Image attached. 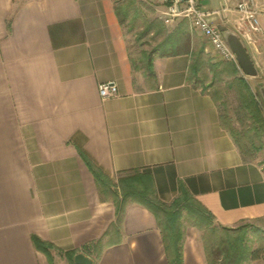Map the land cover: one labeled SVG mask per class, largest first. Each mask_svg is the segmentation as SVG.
<instances>
[{"label": "crops", "instance_id": "obj_1", "mask_svg": "<svg viewBox=\"0 0 264 264\" xmlns=\"http://www.w3.org/2000/svg\"><path fill=\"white\" fill-rule=\"evenodd\" d=\"M240 1L198 5L238 35L257 75L238 65L232 75L254 83L264 102V0H252L257 29ZM164 27L165 37L184 40V52L158 48L148 75L133 65L114 0H0V264H50L33 236L54 246L53 264H70L69 251L94 264H169L145 206L128 202L113 229L116 207L83 156L113 181L149 172L166 203L183 186L213 226L264 228V152L243 155L221 122L219 98L195 82L204 52L215 50L201 47L206 39L188 19ZM105 82L116 84L115 97H101ZM182 260L207 264L189 232Z\"/></svg>", "mask_w": 264, "mask_h": 264}, {"label": "rangeland", "instance_id": "obj_2", "mask_svg": "<svg viewBox=\"0 0 264 264\" xmlns=\"http://www.w3.org/2000/svg\"><path fill=\"white\" fill-rule=\"evenodd\" d=\"M118 9L121 30L125 37L128 51L135 68L145 70L148 58L160 48L165 38V23L156 13L161 4L153 0H114ZM150 25H152L150 27ZM204 42V41H203ZM209 45L205 40L204 44ZM204 52V51H203ZM232 67L221 60L215 51L209 50L202 56L199 73L195 82L202 88L210 91L219 98V110L222 124L231 129V134L243 152L247 155L264 152V103L258 88L254 83L247 86L242 84L239 78L232 75ZM225 73L219 76L217 73ZM115 182L114 185H116ZM128 202H132L128 200ZM165 204H170L166 203ZM190 210L186 207L172 209L176 214L175 223L179 227L181 235L179 243L185 240L189 232L195 241L201 245L213 247L221 244L224 234L219 228H215L209 218L204 216L195 207V203L188 202ZM195 210L198 214H195ZM163 224L166 218L159 212ZM232 239L243 238L244 245L250 250L262 249V256L257 260H246L243 264H264V228L251 224H242L231 230Z\"/></svg>", "mask_w": 264, "mask_h": 264}, {"label": "trees", "instance_id": "obj_3", "mask_svg": "<svg viewBox=\"0 0 264 264\" xmlns=\"http://www.w3.org/2000/svg\"><path fill=\"white\" fill-rule=\"evenodd\" d=\"M117 15L119 17V11L116 8ZM152 25H150L151 27ZM175 35H168L160 44V49L165 52H170L172 54H177L179 52H184L183 41L177 39ZM182 42V47L178 48L177 46ZM227 64H230L234 68V73L238 72L237 65L231 61H225ZM197 66V63H195ZM148 75H153V68L151 58H148L146 67H144ZM196 75V73H195ZM240 82L247 86V82L243 78H239ZM248 87V86H247ZM259 95V93H258ZM264 103V102H262ZM228 129V128H227ZM231 131V129H228ZM232 133V132H231ZM236 140V139H235ZM237 142V141H236ZM238 144V142H237ZM239 145V144H238ZM241 152H243L242 147L239 145ZM246 154L243 152V155ZM84 161L93 174V177L96 181L99 192L103 200H110L114 203L116 207L117 217L113 229L119 231L120 225L122 222V214L128 205V200L141 204L151 210L161 228L163 234V239L165 242V247L167 250V256L169 264H182V246L183 243H179V237L181 235L179 227L175 223L176 214L172 209H178L186 207L189 209L188 212L194 213L190 210L188 202L195 203V207L207 218L209 214L199 205V203L188 193V191L180 186L179 195L170 203L165 204L157 197L155 186L153 183L152 175L149 172H143L140 170L135 171H126L118 175L117 180L113 181L110 179L105 172L97 166L87 156H83ZM115 182H117L116 185ZM159 212H162L166 218V223L163 224ZM198 212L195 210V214ZM212 223V222H211ZM216 228V226H214ZM219 228V227H217ZM222 234H224L223 242L218 243L215 246H204V255L205 261L207 264H243L246 260H257L262 256V249L250 250L244 245L243 238L238 236V238H233L230 236V232L233 229L222 227L219 228ZM33 242L37 249L41 250L47 256L50 264H53V257L51 250L54 246L48 242L42 241L40 238L33 236ZM76 251H69L66 253V256L70 260V264H75L74 256ZM94 264V263H92Z\"/></svg>", "mask_w": 264, "mask_h": 264}, {"label": "built area", "instance_id": "obj_4", "mask_svg": "<svg viewBox=\"0 0 264 264\" xmlns=\"http://www.w3.org/2000/svg\"><path fill=\"white\" fill-rule=\"evenodd\" d=\"M164 8L162 19L164 23L173 22L175 19H188L195 29L214 48L221 60L231 61L237 64L234 53L223 39L222 32L214 25L209 16L211 12L198 5V0H153ZM237 10L249 21L253 29H257L258 12L253 8L252 0H242L237 4ZM99 93L102 98L115 97L118 94L117 86L113 82H105L99 85Z\"/></svg>", "mask_w": 264, "mask_h": 264}, {"label": "water", "instance_id": "obj_5", "mask_svg": "<svg viewBox=\"0 0 264 264\" xmlns=\"http://www.w3.org/2000/svg\"><path fill=\"white\" fill-rule=\"evenodd\" d=\"M219 29L222 32L224 41L234 53L237 64L242 73L247 76H256L257 70L238 35L224 27H219ZM260 91L264 100V89L261 88ZM74 262L75 264H92V260L83 253H77L74 256Z\"/></svg>", "mask_w": 264, "mask_h": 264}]
</instances>
